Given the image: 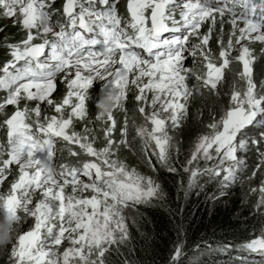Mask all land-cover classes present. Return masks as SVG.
Instances as JSON below:
<instances>
[{
    "label": "snow or ice",
    "instance_id": "obj_1",
    "mask_svg": "<svg viewBox=\"0 0 264 264\" xmlns=\"http://www.w3.org/2000/svg\"><path fill=\"white\" fill-rule=\"evenodd\" d=\"M240 3L246 11L237 15L227 4L217 6L216 0H184L180 4L177 0H126V14L121 15L120 0H63L59 8L56 0H0V15L15 18L14 23H19L25 33L18 42L8 44L11 59L0 68L4 73L0 88L8 89V96L0 103V114L6 117L0 127L7 129L6 144H0V185L10 174V165L18 166L19 173L7 195L0 194V226L11 236L5 246L9 264H106L109 249L130 239L123 214L129 203L149 204L162 198L160 186L150 177L128 171L111 158L115 154L112 113L106 116V123H112L104 130L107 143L100 150L93 147L88 136L69 131L74 119L87 117L88 92L96 80L104 82L96 100L99 109L116 93L118 98H125L129 85L138 89L135 99L151 108L150 113H145L144 106L139 108L145 121L152 125L150 130L145 126L138 129L144 148L149 149L154 142L151 155L169 172H175L166 125L170 120L179 127V121L187 116L186 102L192 89L186 84L190 69L184 64L185 53L200 58L199 63L207 71L196 79L211 89L224 79V69L233 62L240 63L242 71L238 75L246 87L233 90L232 106L219 121L209 124L213 131L200 137L185 167L190 173L189 187L195 185L200 174L220 177L223 172L222 187L238 178L237 170L244 162L236 153L249 148L245 129L255 123L264 127V95L256 91L252 78L255 57L250 48L255 42L264 44V0ZM206 23L207 32L201 33ZM217 23L221 33L217 39L218 56L209 47ZM225 23L231 25L226 43ZM181 29L187 30L183 37L163 38L165 33ZM193 36L199 43L189 46ZM37 40L41 42L35 43ZM233 52L237 55L233 56ZM60 73L65 74L68 92L62 102L55 103L51 97ZM146 92L152 93L150 103ZM73 97L77 102H72ZM22 100L38 103L34 108H20ZM44 103L54 106L59 115L42 118L40 105ZM8 105L16 109L10 115L4 113ZM66 108H70L67 118ZM258 117L262 119L258 121ZM126 131L125 128L123 134ZM261 137L264 139V133ZM54 138L79 145L85 155L95 160L83 161L79 167L61 164L57 172L52 164ZM70 155L76 157L80 153L70 150ZM145 155L148 156L147 151ZM261 156L264 160V152ZM200 158L219 159L213 168L193 169L191 165ZM226 162L228 166L224 167ZM148 163L151 165L150 157ZM69 185L71 193L66 194ZM252 191L260 194L257 207L264 206V180ZM86 192L91 194L84 196ZM37 193L42 199L30 207ZM20 212L34 218L33 226L23 233L17 231L24 219ZM65 241L69 246L60 252L59 246ZM244 249L264 254V236L252 239ZM181 255L182 250L177 247L173 264H178Z\"/></svg>",
    "mask_w": 264,
    "mask_h": 264
},
{
    "label": "trees",
    "instance_id": "obj_2",
    "mask_svg": "<svg viewBox=\"0 0 264 264\" xmlns=\"http://www.w3.org/2000/svg\"><path fill=\"white\" fill-rule=\"evenodd\" d=\"M227 2L226 4L237 15L246 11L240 0H237L235 4H230L229 0ZM125 3L126 0H122L119 5L121 15L126 14ZM207 29L208 25L201 31L206 33ZM230 30L231 25L225 23L223 34V37L226 36L225 43ZM220 35V25H218L209 42V47L216 56L219 52L217 37L219 38ZM20 37L22 38V35L18 25L0 20V68L8 61L7 44L18 41ZM197 43L199 40L195 36L191 37L190 46ZM250 48L255 57L251 66L252 78L257 85L256 91L264 95V44L255 42L250 45ZM192 58V73L199 74L201 77L205 76L206 68L199 63L200 58ZM233 70L234 80L227 78L225 81L223 79L218 83L222 88L219 92L210 91L203 84L197 86L196 90L192 89L191 95L193 96H189L192 99L189 111L194 116V125L191 129L186 128L181 119L179 127H175V132L169 135L171 145L169 153L172 166L176 169L175 172H169L166 167L161 166L156 156L151 155V151L146 150L136 139V123L143 117V114L139 112L141 103L135 99L137 91L129 93L122 106H117L112 111L115 120L112 136L118 149L115 155L116 160L131 169L135 166V160L130 159L129 153H133L144 165L142 167L148 177L160 186L163 195L161 199H153L149 204L129 203L127 209L130 212L128 222L130 239L125 244L113 245L109 249L106 253V264H173V256L177 247L182 250L178 264H264V254L244 249V245L252 239L264 236V207H257L260 194L258 191H252L253 188L258 189L261 181L264 180V160L261 156L264 152V139L261 137L264 127L250 126L245 129L248 133L249 148L247 151H238L237 157L244 163L238 169L236 181L227 187H222L221 177H209L204 174L198 175L195 185L189 187L190 173L185 171V167L188 166L187 152L193 148L190 144L198 136L209 134L212 131L208 127L209 124L215 117L219 120L231 107L233 90L242 91L246 87L245 81L241 80L238 75L242 71L240 64H236ZM1 74L2 71H0V76ZM224 87L229 91L226 92ZM64 92L60 88L57 94L61 102ZM99 95L100 91H95L91 98L92 119L77 127L82 136L86 135L92 139L94 132L98 134V147L103 148L107 143L104 130L110 125L107 121L105 127L103 119H97L99 108L94 106V102ZM2 96L3 93L0 91V101ZM204 108H208L206 115L203 112ZM125 128L127 129L126 135L123 134ZM181 129L187 131L183 132ZM178 132L184 135L178 137L180 136ZM122 140H128L130 150H126L127 143H121ZM251 140H260L261 143L253 145ZM70 150L80 155L73 157L70 155ZM146 151L148 156L145 155ZM54 153L57 155L58 172L61 170V164L79 167L83 162V157H89L80 148L68 149L65 143L58 138H54ZM149 157L151 165L148 163ZM258 166H260L259 170H257ZM191 167L202 171L205 168H213L215 165H210L201 159ZM253 172L256 173L255 176L252 175ZM18 175H12V180L17 179ZM221 191L223 195L220 194Z\"/></svg>",
    "mask_w": 264,
    "mask_h": 264
},
{
    "label": "rangeland",
    "instance_id": "obj_3",
    "mask_svg": "<svg viewBox=\"0 0 264 264\" xmlns=\"http://www.w3.org/2000/svg\"><path fill=\"white\" fill-rule=\"evenodd\" d=\"M121 1L122 0H120V3H121ZM228 1V0H227ZM184 2V0H177V3L178 4H180V3H183ZM62 3H63V0H56V7H59L60 5H62ZM226 3H228V2H226ZM126 4V3H125ZM216 4H217V6L219 5V1L218 0H216ZM223 5H221L220 7H222ZM58 18V15L57 16H54L53 17V21H55L56 19ZM177 18H179V12H177ZM227 18L228 17H225V20H227ZM0 20H3V21H5L6 23H8V24H14V25H18L19 27H20V31H21V35H22V38L25 36V33H24V31L22 30V28H21V26H20V24L19 23H14V20H15V18H5V17H3L2 15H0ZM206 25H208L207 23L205 24V25H203L202 26V28L200 29V31L202 30V29H205V27H206ZM218 25H220L219 23H217V25L215 26V27H218ZM240 25H242L241 27H243V23H241ZM209 26V25H208ZM57 31L59 30L58 28L56 29ZM23 33V34H22ZM201 33H204L203 31H201ZM225 33V32H224ZM223 33V34H224ZM187 34V30L186 29H181V31L180 32H174V34H170V33H165L164 34V36H163V38H166V39H173V38H177V37H183L184 35H186ZM21 37L20 38H18L19 40H21L22 39ZM53 37H52V35L51 34H49V36H48V39L49 40H51ZM191 39V38H190ZM217 39H218V37H217ZM223 39L224 40H226V36H224L223 37ZM18 40V41H19ZM18 41H16V42H18ZM16 42H13V43H16ZM35 43H40L41 41L40 40H37V41H34ZM9 44H11V43H9ZM7 46H8V44H7ZM189 46H190V44H189ZM97 47H99V46H97ZM8 53H9V49H7L6 50ZM46 54H47V50H46ZM185 55L187 56V59L184 61V64H185V67H187V68H189L190 69V71H189V73L187 74L188 75V78H187V80H186V84L188 85V87L190 88V89H193L194 90V88H195V90H196V87L197 86H201L202 84H203V82H202V80H200V81H198L197 79H196V76L197 75H199V74H193L192 73V60H193V58H192V56H190V55H188V53H185ZM232 55L233 56H235V55H237V53L236 52H233L232 53ZM11 59V57H10V54H9V57H8V60H10ZM43 59V58H42ZM218 63V62H217ZM236 64H240V63H238V62H233V63H231L230 65H229V68H227V69H224V79H225V81H226V79L227 78H231V80H234V73H233V69H234V66L236 65ZM240 66H241V68H242V65L240 64ZM206 71L207 70H205V74H206ZM85 74H87V73H85ZM4 75V73L2 72V74H1V76L0 77H2ZM64 73H60V74H58L57 75V77H56V80H55V83H56V90L53 92V94H52V99L54 100V102L55 103H60L61 102V100H59V98H58V96H57V94H58V92H59V90H60V88L61 89H63L65 92H64V97L66 96V94H67V92H68V87H67V81H65L64 80ZM72 77L74 78V69L72 70ZM132 77L130 76L129 77V79H131ZM104 82L103 81H99V80H96V81H94V85H93V87L91 88V89H89V92H88V99H87V101H86V107H87V111H88V115H87V117L84 119V120H76V119H74V122H73V125L70 127V129H69V131H75L76 133H78V134H80L81 136H82V133H79L78 132V125L79 124H81V123H84L85 121H87V120H90V119H92V116H91V114H92V108H91V101H92V97H93V95H94V92L95 91H100V94H101V87H102V84H103ZM229 87H230V84H229ZM225 88V90H226V92H228L229 90L226 88V87H224ZM99 89V90H98ZM222 88H221V86H220V84H218L217 85V88L216 89H211L210 88V86L208 87V90H210V91H212L213 90V92H216V91H218L219 92V90H221ZM0 91L3 93V96H2V98H1V101H0V103H2L5 99H6V97L8 96V89H6V88H0ZM33 91H35V89H33ZM134 91H137V93H138V89H136L135 88V86H132V85H129V88L128 89H126V96H125V98L127 97V95L129 94V93H131V92H134ZM139 94V93H138ZM146 94H147V96H148V100H149V103H150V101H151V97H152V93L151 92H146ZM191 96H193V95H191ZM63 97V98H64ZM125 98H124V100H125ZM91 99V100H90ZM63 100V99H62ZM192 99H190V98H188V100H187V102H186V107H187V116L185 117V118H183V123L185 124L184 126L187 128H189V129H191V127H192V125H194V116H192V113H191V111H189V107H190V104L192 103V101H191ZM72 102L73 103H75V102H77L76 100H75V98L73 97L72 98ZM182 103L184 102L183 100L181 101ZM38 102L37 101H24V100H22L21 102H20V105H19V107L20 108H24L25 107V105H27V107H29V108H34L35 106H36V104H37ZM140 103H141V106H144L145 107V113H150L151 112V108L150 107H148L147 105H145L142 101H140ZM94 106H96L97 107V105H96V102H94ZM232 106V105H231ZM40 107H41V112H42V118L44 117V116H48V117H51V116H53V115H59V114H57L55 111H54V106H48L46 103H44V104H41L40 105ZM229 109V108H228ZM16 109H15V106H12V105H8V106H6L5 107V109H4V113L5 114H7V115H10V114H12L14 111H15ZM68 112H70V108H66V110H65V113H64V115H65V118H67V115H68ZM203 112H204V114L206 115L207 114V112H208V108H204L203 109ZM165 116H167V114H165ZM223 116V115H222ZM221 116V117H222ZM219 117V116H218ZM6 117H5V115L4 114H0V122H2L4 119H5ZM221 119V118H220ZM219 119V120H220ZM262 118L261 117H258L257 118V120L259 121V120H261ZM216 117L213 119V122L212 123H215V122H217V121H219ZM180 122V121H179ZM111 121H109V125H111ZM103 125L106 127L107 126V123H106V118H103ZM141 126H145V127H147L149 130L151 129V127H152V125L149 123V122H146L145 121V118H144V114H143V117H142V119H140L139 120V122H137L136 123V139H138V141L140 142V144H142L143 146H144V138H142L139 134H138V129L141 127ZM250 127V126H249ZM248 127V128H249ZM254 127H256V128H263L262 127V125H261V123H255V126ZM188 129V130H189ZM255 130V129H254ZM166 131H167V133H168V136L170 135V134H173L174 132H175V127L172 125V122L169 120L168 122H167V125H166ZM181 131H183V132H185V131H187V130H183V129H181ZM212 131H213V129H212ZM211 131V132H212ZM211 132H209V133H211ZM178 133H180V132H178ZM184 134L183 133H180V136L178 135V137H182ZM207 135V134H206ZM95 136H96V138H95ZM200 137H202V136H198V138L196 139V140H194L190 145H192L193 146V148L192 149H189V151L187 152V155H186V158H187V160H186V162L188 161V159H190V156H191V154H192V152L194 151V149H195V145H196V143L199 141V139H200ZM111 138L114 140V138H113V136H112V133H111ZM239 136L237 137V141L239 140ZM58 139H60L63 143H65V145H68V146H70V147H77V148H79V145H77V144H69L68 142H66V141H64L62 138H58ZM88 140H89V142H91L92 143V145H93V147L95 148V149H97V150H100V149H102V148H99L98 147V144H99V139H98V134H96L95 132H94V137L91 139V138H88ZM6 141H7V129H6V127H0V144H6ZM126 142L125 143H127V145H128V140H125ZM126 145V144H125ZM126 145V150H130V146L128 145L127 146ZM189 145V147L191 148V146ZM155 148V144H154V142H152V145H151V147L149 148V150L151 151L152 149H154ZM244 151H247V150H244ZM114 152H115V154L111 157L112 159H114V160H116V158H115V155H116V153L118 152V149H117V145L115 146V144H114ZM238 153V152H237ZM237 153H236V155H237ZM56 154L54 155V157H53V161H52V164H53V167L56 169V167H57V162H56ZM129 157H130V159H134L135 161V166L134 167H131V169L128 167H126V169L128 170V171H135L137 174H139V175H142V176H145V177H148V175H147V173L144 171V168L142 167V166H144L142 163H141V161L138 159V158H136V156L133 154V153H129ZM5 159H7V156L5 155V157H4ZM201 159H203V158H200V159H198V160H201ZM218 159L219 158H215V159H213V160H211V161H205L206 163H209L210 165L211 164H213V165H215L216 166V164L218 163ZM91 160H95V157L94 158H92ZM137 161V162H136ZM196 162H193V164L192 165H194ZM228 166V162H226L225 163V165H224V167H227ZM241 168V167H240ZM240 168H238V169H240ZM245 168V167H244ZM57 171V170H56ZM9 172H10V174L8 175V177H7V179L4 181V183L2 184V185H0V194H2V193H5V195H7V193H8V190H9V188H10V185H11V183L14 181V180H12L13 178H12V175H16V174H19L18 173V166H16V165H10V167H9ZM238 170H237V176H238ZM149 174V173H148ZM223 175H224V173L222 172L221 173V182H223L222 181V177H223ZM82 179H84V180H87V178L86 177H82ZM152 179V178H151ZM153 180V179H152ZM154 181V180H153ZM234 181H236V180H234ZM234 181H232L230 184H232ZM65 192H66V194H70L71 193V185H69V186H67L66 188H65ZM91 193H88V192H86V193H83V195L84 196H88V195H90ZM78 195H80L79 193H78ZM40 199H42V196H40V194L39 193H37L36 195H34V197H33V205H30V207H33L34 206V204L36 203V202H38ZM258 200H260V199H258ZM257 200V201H258ZM264 207V206H263ZM124 215H125V217H126V222H127V225H128V222H129V219H130V212L128 211V209L127 208H125L124 209V213H123ZM19 215H21L22 217H24V219H22V221L20 222V224L17 226V231L19 232V233H23V232H25V231H27V230H29L30 229V227L31 226H33V224H34V218H31V217H25V214L24 213H22V212H20L19 213ZM69 245H68V242L67 241H65L61 246H59V251L60 252H62L66 247H68ZM9 247H10V245H9ZM0 264H9V253H8V251H6L5 250V247L4 248H0Z\"/></svg>",
    "mask_w": 264,
    "mask_h": 264
},
{
    "label": "clouds",
    "instance_id": "obj_4",
    "mask_svg": "<svg viewBox=\"0 0 264 264\" xmlns=\"http://www.w3.org/2000/svg\"><path fill=\"white\" fill-rule=\"evenodd\" d=\"M169 33L173 34V32H169ZM137 51L142 52V50H139V49H137ZM143 54L146 55V53H143ZM123 102H124V98H122V97L118 98V93H116V95H114L111 99L106 100L104 102L102 108L99 109L98 117H100V119L105 118L109 113H112V111L117 106H122ZM66 147L68 149H72V147H70L68 145H66ZM92 158H94V157H90V156L88 158L83 157L82 161L91 160ZM56 162H57V160H56ZM56 170H57V168H56ZM0 216L1 217L3 216L2 212H0ZM10 242H11V236L8 234V230L5 227L0 226V248H4Z\"/></svg>",
    "mask_w": 264,
    "mask_h": 264
}]
</instances>
